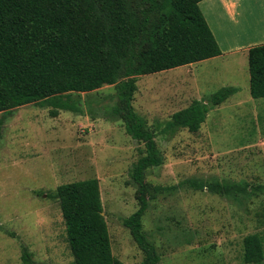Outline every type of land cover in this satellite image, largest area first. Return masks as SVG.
Listing matches in <instances>:
<instances>
[{
  "label": "rangeland",
  "instance_id": "rangeland-1",
  "mask_svg": "<svg viewBox=\"0 0 264 264\" xmlns=\"http://www.w3.org/2000/svg\"><path fill=\"white\" fill-rule=\"evenodd\" d=\"M258 13L264 15V7ZM246 23L212 22L221 55L138 76L133 106L155 132L165 160L145 171V181L171 187L149 195L142 220L160 256L157 264H264L243 257L246 235L259 233L264 241V191L224 196L186 182L264 184V97L250 93L248 62L249 47L264 43V26ZM223 86L236 92L210 107L199 131L166 129L173 113ZM117 91L112 84L69 93L63 96L67 109L47 102L0 112V264H25V248L32 264L72 262L53 193L63 183L88 178L99 180L114 255L142 264L144 252L122 220L139 208L131 171L145 143L132 138L113 113Z\"/></svg>",
  "mask_w": 264,
  "mask_h": 264
},
{
  "label": "trees",
  "instance_id": "trees-1",
  "mask_svg": "<svg viewBox=\"0 0 264 264\" xmlns=\"http://www.w3.org/2000/svg\"><path fill=\"white\" fill-rule=\"evenodd\" d=\"M201 1L0 0V112L47 102L67 109L64 95L117 85L119 105L113 113L123 118L132 138L145 143V153L131 171L138 185L139 208L122 220L144 252L142 264L160 260L156 246L143 231L149 195L171 187L145 181V171L165 160L155 132L133 106L138 76L222 54ZM248 62L250 93L264 97V43L249 48ZM235 92L234 86H223L208 99L194 101L173 113L166 129L199 131L210 107L222 104ZM186 182L224 196L264 191V184L249 186L231 180ZM53 196L59 200L74 256L67 264H125L112 250L97 178L63 183ZM243 243L246 263L264 260L259 233L246 235ZM22 257L25 264L33 263L28 249Z\"/></svg>",
  "mask_w": 264,
  "mask_h": 264
},
{
  "label": "crops",
  "instance_id": "crops-1",
  "mask_svg": "<svg viewBox=\"0 0 264 264\" xmlns=\"http://www.w3.org/2000/svg\"><path fill=\"white\" fill-rule=\"evenodd\" d=\"M261 1L262 0H202L199 5L210 27L212 26V22L215 25H219L221 21L226 20L235 23L240 20H245L247 21L246 24L248 27H263L264 15L258 13V11H261L264 7V3L262 5L259 4ZM203 6H205V9ZM217 7L220 8V11L218 10L219 14L215 15ZM213 33L215 35L214 31Z\"/></svg>",
  "mask_w": 264,
  "mask_h": 264
}]
</instances>
